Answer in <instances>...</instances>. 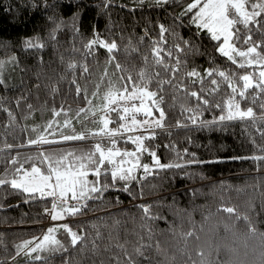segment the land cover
<instances>
[{"label":"trees","instance_id":"1","mask_svg":"<svg viewBox=\"0 0 264 264\" xmlns=\"http://www.w3.org/2000/svg\"><path fill=\"white\" fill-rule=\"evenodd\" d=\"M191 2L0 0V178L11 180L19 174L15 173L17 163H12L18 154L92 142L41 143L40 148L29 143L38 140L55 120L77 122L88 101L97 102L94 99L110 87L126 85L131 90L135 85L127 78L139 83L141 70L153 74L149 90L158 92L156 99L163 96L160 106L166 116L164 127L152 129L154 138L144 144L155 151L162 164L184 165L155 168L150 174L139 171L134 180L115 182L105 165L108 171L103 170L97 178L102 191L91 193V199L69 200L72 205L87 206L60 221H53L46 211L52 208L53 197L29 196L10 185L0 186V264H129L125 251L136 264H198L201 259L205 264H261L259 237L248 238L243 220L217 209L236 207L241 216L249 215L264 231V161L243 159L264 155L260 151L264 136L258 131H264V110L260 108L264 94L253 104L251 95L258 90L249 89V99L241 102L242 108L254 109L255 120L219 121L224 113L214 105L221 103L223 107L231 89L218 75L207 76L208 70L218 69L237 77L254 73L258 78L259 69L240 68L221 55L217 42L192 23L193 13L181 15ZM259 19L264 20V16ZM161 25L167 30L163 38ZM96 36L115 42L117 49L109 53L94 45L89 51L85 45ZM252 37L256 42L264 41L255 29ZM27 40L43 47H26ZM177 44L183 52L177 51ZM157 47L164 50L160 55L169 69L176 68V58L180 59L178 71H166L155 63L153 50ZM169 50L171 56L166 55ZM258 50L264 52V46ZM193 69L199 76L187 75ZM156 72L160 76H155ZM161 79L171 80V84L162 85V92L157 83ZM212 79L220 82L219 90L209 93L215 87ZM191 91L205 96L211 104L197 109L196 99L188 94ZM113 114L112 124L119 126L117 112ZM155 114L159 117L157 111ZM194 114L196 124L190 119ZM212 121L216 122L209 123ZM115 141L120 149L135 150L129 140ZM143 159L144 164L153 162L149 152ZM105 183L108 187L103 190ZM142 206L150 207L151 218L145 217ZM63 225L82 237L75 247ZM52 227L57 228L53 235L67 251L28 255L29 249H25L16 255L18 245L39 243ZM187 232L193 236H186ZM142 245L149 260L135 254ZM200 251L203 257L198 255ZM37 255L43 258L36 260Z\"/></svg>","mask_w":264,"mask_h":264},{"label":"snow or ice","instance_id":"2","mask_svg":"<svg viewBox=\"0 0 264 264\" xmlns=\"http://www.w3.org/2000/svg\"><path fill=\"white\" fill-rule=\"evenodd\" d=\"M159 3L160 0H157ZM167 2V0H163ZM193 10H195L193 12ZM192 12L191 17L192 23H194L198 29L206 30L209 34L211 40L216 41V50L223 56L227 57L233 64H236L240 68L245 67H255L259 69L258 78L254 73L241 74L238 77L234 74L227 73L218 69H210L207 71V76L212 77L218 75L227 84V87L231 89V94L227 97L222 107L221 103H216L214 106L221 109L222 113L219 117V121H232L236 119L240 120H255L256 113L252 107H241V102L249 99L248 90L255 88L258 93L251 95V103L255 104L257 100L261 98V94H264V52L259 51L262 46H264V41L256 42L253 41L252 32L253 30L260 31L261 35L264 36V20L259 19L264 16V0H192L191 3L187 5L184 13ZM251 25V27H250ZM167 30L161 25V37L163 38V33ZM26 47L32 48H42L43 45L38 42H33L32 40L25 41ZM94 45H99L107 49L109 53H112L117 49V44L115 42L108 43L101 40L99 36H96L93 40L89 41L85 47L91 51ZM187 45V42H185ZM238 45H246V49L243 47H238ZM177 51L183 52L184 49L181 48L179 44L176 46ZM164 51L160 48H154L153 56L155 57V63L165 68L166 71L171 70L173 72L179 70L180 59L176 58L177 67L174 69H169L168 65L161 57L160 53ZM171 51L169 50L166 55L171 56ZM237 57L242 59L237 60ZM147 61V57L144 58ZM3 67V63L0 62V68ZM70 67H75V65H70ZM117 68L121 65L117 64ZM87 71V68L84 69ZM140 81L137 83L129 76L127 79L131 81L135 87L131 90L125 85L122 88L110 87L105 93L104 100L105 104L102 107L105 117L101 118L103 127L99 129L96 133H81L79 135H68L64 136L65 140H83L87 138V135H101L109 139L111 147H104L101 143H96L93 150L81 154L79 157L75 153L69 152L65 156L59 158L45 157V162L47 163V171H43L40 167L33 165L30 171L23 170V166L17 167L15 173H23L22 175L16 176L14 174L11 180L7 178H0V186L5 184L10 185L12 189H18L29 196H34L38 193L40 197L51 196L53 197L52 208L50 210L51 219L53 221L63 219L65 214L76 215L82 211L83 207L87 205H72L69 203L70 200L80 201L87 198L88 193L101 192V187H98L99 179L92 183L87 180V176L91 171L92 174L98 178L101 176V170L104 169L105 172L108 171L105 165L111 166V179L113 182L117 180L129 181L136 179L134 173L136 169L143 168L144 173L150 174L151 168L148 164L141 165L140 155L142 152H149L153 158V164L155 168L164 170L171 168H181L184 165L180 163H168L162 164L160 159L156 156L155 151H151L145 144L144 141L149 138H154V131L150 132L149 136L136 135L129 136L128 140L136 145L134 151L129 152L127 150L121 151L116 148V141L113 139L118 133L123 134L127 132H134L137 129L149 130L153 128H163L164 120L166 118L164 109L160 106L163 103V96L156 99L158 96L157 91L149 90V85L153 79V74H149L144 70L139 73ZM155 76H160L159 72L154 74ZM188 76H199V73L194 69L187 73ZM234 81H237L234 83ZM75 82V81H73ZM3 80H0V84ZM158 85L161 87L159 91H163L162 85L165 83L171 84V80H158ZM203 83V79H201ZM215 87L209 90V93H214L219 90L220 82L216 79L210 81ZM204 89H201L203 92ZM80 88H77V93L79 94ZM191 97L195 98L197 101V109L201 105L208 107L211 102L205 97L200 95L196 91H191L188 93ZM239 97V99H237ZM118 101H124L123 105H119ZM132 101H139V105L136 103H131ZM146 101H151V106L146 104ZM91 104V101H88ZM111 105H117V107H111ZM153 108L159 113L158 118H151L153 113ZM260 108L264 110V103L260 104ZM85 111V110H81ZM108 111L117 112V116L120 121H123L118 128L109 129L108 125L110 123L107 119ZM143 111L145 119L137 120L136 114ZM185 111L196 112V109L186 108ZM59 115V112L55 113ZM95 115V113H93ZM151 118V119H150ZM264 118V117H262ZM193 124L197 123V116L194 114L190 117ZM212 121L209 123H215ZM70 121H65V126H67ZM203 123V122H201ZM51 124L48 125L51 128ZM179 126V125H178ZM260 131L261 136H264V131ZM52 141L47 140L44 136H40L38 140L30 141L29 143H51ZM264 152V148L260 149ZM98 154V155H97ZM187 154V152H186ZM194 155V154H193ZM41 156H44L41 153ZM68 157H72L69 160ZM119 158V159H117ZM30 159V158H29ZM243 159H251L253 161H264V155H253L251 157H244ZM195 161H189L188 163H193ZM13 164L17 163L15 160L12 161ZM129 165L125 167L124 165ZM108 184L103 185V190H106ZM125 190L127 188L125 187ZM70 194V197H69ZM143 207V206H142ZM218 212H223L228 214V216L237 221L243 220L245 222L246 233L248 238L260 239V257L261 264H264V231H260L257 224L252 221L249 215L241 216L236 207L232 206H221L217 209ZM143 212L145 217L151 218L150 207H143ZM64 231L70 237V243L73 247L79 244L82 237L77 233L72 231L68 225H63ZM226 230H229L226 226ZM57 231V228L52 227L47 230L40 240L39 243L34 241H25L23 244L17 246L16 255H19L21 251L29 249L28 255L36 252H49L55 254L58 251H67V248L60 240L56 239L53 235ZM188 237L193 236L192 232H187L185 234ZM198 240L199 237L197 236ZM30 245H34L29 248ZM122 247V246H119ZM145 246H140L135 249L136 256L142 257L145 260L150 258L145 255ZM158 247V245H157ZM125 255L128 257L129 264H136V261L132 259V256L125 251ZM200 257L204 256V252L200 251L198 253ZM43 257L40 255L35 256L36 260H41ZM46 259V258H44ZM191 260V257H189ZM119 264V262H117ZM193 264L197 262L193 261ZM198 264H205V261L201 259Z\"/></svg>","mask_w":264,"mask_h":264},{"label":"rangeland","instance_id":"3","mask_svg":"<svg viewBox=\"0 0 264 264\" xmlns=\"http://www.w3.org/2000/svg\"><path fill=\"white\" fill-rule=\"evenodd\" d=\"M239 47V45H238ZM239 58H237L238 60ZM107 91L104 92V94L101 93L100 97H97L96 99H94V101L97 100V102H94L91 104H89L87 107L83 108V110L85 111H81L80 113H82V117H80L78 119L77 122H73L70 121V123L65 126V122L60 123L59 121H53L51 123V128L47 127L46 131L43 132L40 136H44L47 140L52 141L51 143H45V144H52V143H58V142H72V141H77V140H65L63 137L64 136H68V135H79L81 133H96L99 131V129H101L103 127V124L101 122V118L105 117L104 111H102V107L105 104V100H104V96L105 93ZM98 103V104H97ZM124 101H118L119 105H123ZM131 103H136L137 105H139V101H132ZM146 104L148 106H151V101H146ZM111 107H117V105H111ZM93 113H95V115H93ZM115 111H108L107 113V119H109L110 123L108 125L109 129H115L118 128L119 126H116L114 124H112L113 119L112 116H114ZM153 117L152 118H158V116L155 114V111L153 110L152 113ZM142 116H144L143 111L139 112L136 114V118L137 120H143L145 119V117L142 118ZM151 119V118H150ZM123 123V121H121ZM120 122V124H121ZM119 124V125H120ZM82 126H85L82 129ZM154 129V128H153ZM152 129L149 130H144V129H137L134 132H127V133H123L121 134H117L113 139H124V140H128L129 136H136V135H143V136H148V132H150ZM39 136V137H40ZM38 137V139H39ZM83 140H92V142L90 143H85L79 146H69L66 149H57L54 151H47L44 150L43 148L41 149H33L29 152H25L22 154H18L16 156V167H20L21 165L23 166V170L25 171H30L31 167L33 165L40 167L43 171H47V163L45 162V157H52V158H59L61 156H65L67 155L69 152L75 153L77 157H79L81 154L86 153L90 150H93L94 145L96 143H101L102 146L104 147H111V144L109 142V139L106 137H103L101 135H87L86 139ZM130 141V140H129ZM36 145H38V147L40 148L41 143H35ZM134 145V147L136 148V145L134 143H132ZM120 145H118V143L116 144V148H118ZM121 151L126 150V149H120ZM128 151V150H127ZM134 150H130L129 152H132ZM41 153L44 154V156H41ZM147 154V152H142L139 153L140 155V163L141 165H143V156H145ZM98 155V154H97ZM30 158V159H29ZM69 160H72V157H68ZM119 159V158H117ZM148 164L152 169H155V166L152 162V164L149 163H145ZM27 165V166H26ZM125 167H128L129 165H124ZM106 168V167H105ZM107 168L111 170V166L107 165ZM104 169L101 170V172ZM139 171H143V168H138L136 169L134 175L137 176L139 174ZM23 173H19L17 176L22 175ZM97 176H95L94 174L91 173V171L89 172V175L87 176V180L90 182V185L92 183H95L97 181ZM98 186V184H97ZM38 194V193H37ZM91 193H88V196H90ZM70 197V194H69ZM85 199V198H84ZM70 200V199H69ZM68 216V214H65L64 218L66 219ZM63 218V219H64ZM56 221H60V220H56Z\"/></svg>","mask_w":264,"mask_h":264}]
</instances>
